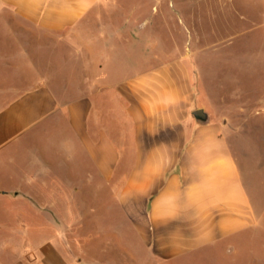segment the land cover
<instances>
[{
  "label": "crops",
  "instance_id": "1",
  "mask_svg": "<svg viewBox=\"0 0 264 264\" xmlns=\"http://www.w3.org/2000/svg\"><path fill=\"white\" fill-rule=\"evenodd\" d=\"M102 1L0 0V209L21 242L5 238L0 264H85L62 247L68 239L63 226L78 221L64 219V194L78 191L79 177L94 188L96 175L109 184L119 180L113 204L89 208L90 223L102 221L100 209L119 210L117 231L102 230L109 257L118 241L120 257L131 263L145 248L153 264L182 256L183 264L203 257L208 264H232L238 234L260 217L222 127L211 115L201 123L192 114L199 105L185 58L115 77L107 72L110 56L95 55L108 32L93 25ZM261 16L252 22L258 50L264 48V10ZM34 39L39 55L52 48L67 54L36 60ZM263 60L261 79L248 90L264 84L258 83ZM94 231L86 264H100L94 247L101 234ZM106 254L104 264H128Z\"/></svg>",
  "mask_w": 264,
  "mask_h": 264
},
{
  "label": "rangeland",
  "instance_id": "2",
  "mask_svg": "<svg viewBox=\"0 0 264 264\" xmlns=\"http://www.w3.org/2000/svg\"><path fill=\"white\" fill-rule=\"evenodd\" d=\"M96 9L99 13L95 22L93 20V25H100V28H106L108 32L105 42L102 38L99 39L101 49H97L95 55L101 50L110 56L107 72L112 77L130 74L147 64L173 58H185L190 63L197 103L210 113L212 121L222 127L234 153L242 182L260 217L253 228L238 234L237 247L231 248L236 259L232 264H264V84L254 91L248 90L250 84L261 79L257 70L259 57H264V48L255 49L256 36L252 22L263 19L261 14L264 1L103 0L97 4ZM34 40L31 41L30 56L37 58L36 60L44 56L55 62V59L60 61L64 58V53L67 54V50L57 53L52 48L39 55L35 44L40 42ZM261 40L264 41V38ZM261 66L259 70L264 72ZM263 81L264 79L258 83ZM115 139L120 140L119 136ZM84 179L87 178H78V191L64 194V201L68 202L67 206L63 204L64 208L67 207L63 210L64 219L78 221L63 226L68 239L64 238L61 243L68 255L74 259H82L86 264L90 259L87 237L95 234L93 231L99 228L101 240L94 247V253L98 256L95 259L104 264L106 252L102 230L106 228V232L112 233L115 228L117 231L119 210L115 207L100 209V217L105 215L101 218L103 222L93 220L90 223L89 220L94 219L95 214H91L92 209L89 208H93V204H113L117 199L119 180L117 178L109 184L96 175L93 178V188L86 184L87 181L83 182ZM6 216V209H0L3 224L0 226V245L6 243L7 237H13L12 243L15 245L21 244L17 231H10L13 224ZM46 227L49 231V226ZM106 246L108 248L109 245ZM112 246L116 248L115 255L112 258L106 254L107 260L153 264L152 257L145 248L142 258L134 259L131 263L130 258H121L118 241H114ZM210 248L206 246L198 252L189 253L186 258L200 252L203 254ZM183 259L182 256L174 264H183ZM208 262V258L203 257L190 264Z\"/></svg>",
  "mask_w": 264,
  "mask_h": 264
},
{
  "label": "water",
  "instance_id": "3",
  "mask_svg": "<svg viewBox=\"0 0 264 264\" xmlns=\"http://www.w3.org/2000/svg\"><path fill=\"white\" fill-rule=\"evenodd\" d=\"M192 114L201 123H207L210 120L209 112L203 107L196 108Z\"/></svg>",
  "mask_w": 264,
  "mask_h": 264
},
{
  "label": "clouds",
  "instance_id": "4",
  "mask_svg": "<svg viewBox=\"0 0 264 264\" xmlns=\"http://www.w3.org/2000/svg\"><path fill=\"white\" fill-rule=\"evenodd\" d=\"M169 199L171 200V199H172V197H169Z\"/></svg>",
  "mask_w": 264,
  "mask_h": 264
}]
</instances>
